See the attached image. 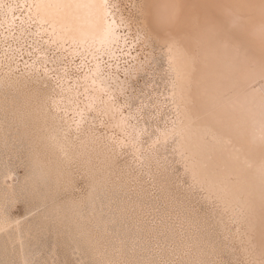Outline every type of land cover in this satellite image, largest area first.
Here are the masks:
<instances>
[{
	"label": "bare ground",
	"instance_id": "obj_1",
	"mask_svg": "<svg viewBox=\"0 0 264 264\" xmlns=\"http://www.w3.org/2000/svg\"><path fill=\"white\" fill-rule=\"evenodd\" d=\"M118 1L20 2V19L25 26L31 25L26 27L37 42L33 59L21 65L13 62L10 52L22 31L13 34L8 29L15 21L13 5L1 7L0 41L11 40L0 57V130L12 129V135L27 132L35 138L45 153L38 158L36 168L55 170L53 178L58 183L66 176L70 179L71 168L84 172L86 190L78 198L64 190L58 201L79 208L93 200L96 177H102L101 188L107 182H130L127 176L115 175L120 155L129 152L147 164L151 161L150 154L139 149L143 146L140 131L128 123L123 111L124 105L135 103L143 95L128 96L129 102L120 99L125 94L123 85L139 71L149 70L169 122L156 135L144 134L149 137L147 143L154 158L161 156L164 163L160 167L152 160V164L166 173L165 164L173 163L188 187L200 190L204 198L233 215L238 220L236 235L242 237L248 259L252 264H264V0H129L138 16L136 36L147 52L144 58L132 54L131 61L122 66V79L117 71L107 70L102 64L104 55L111 57L115 46L123 41L117 26L129 19ZM50 70L56 87L47 91L42 87L46 81H38L35 75H48ZM97 123L101 129L92 128ZM92 129L105 131L107 143H102L99 133ZM97 170L102 174L94 176ZM130 170L125 172L132 173ZM147 172L156 174L152 169ZM19 183V177L10 172L1 175L0 193L13 192ZM70 185L67 182L66 187ZM174 187V193L204 205L184 185H180V191H176L178 185ZM158 190L161 192V188ZM39 217L45 214L11 218L0 202V242L10 249L0 250L1 260L32 262L34 254L27 255L23 249L33 237L29 229ZM206 230L222 250L220 234L213 228ZM196 235L186 229L184 239L194 243L193 251L198 254L188 249L187 254H178L174 264L212 259L199 254ZM175 237L178 239V233ZM15 247L19 254L12 252ZM101 252L103 249L96 255ZM96 255L93 259L100 263ZM107 255L112 258L110 252L103 256Z\"/></svg>",
	"mask_w": 264,
	"mask_h": 264
},
{
	"label": "rangeland",
	"instance_id": "obj_2",
	"mask_svg": "<svg viewBox=\"0 0 264 264\" xmlns=\"http://www.w3.org/2000/svg\"><path fill=\"white\" fill-rule=\"evenodd\" d=\"M22 1L24 0H5L0 4V8L6 4L13 5L15 21L9 23L8 29L10 28L13 34L21 31L22 34L27 31L13 41L15 44L12 46L15 47L14 50L12 49L13 52L5 51L7 54L9 52L12 54L13 62L17 65L32 60L37 51L36 37L29 30L31 25L26 23L29 28L26 27L20 19L23 12V8L20 7ZM118 3L128 14L129 19L126 22L121 21L117 26L123 41L115 46L116 52L110 55L111 57L104 55L102 64L106 69L108 68L107 70L117 71L122 79L125 76L122 69L123 64L130 62L132 54L135 53L144 58L147 49L146 45L142 44L136 36L138 16L131 8L129 0H119ZM0 10L3 11L2 8ZM15 22L17 23L15 24ZM20 24L23 28L25 27L26 31L20 29ZM10 40L7 39V41ZM7 41H0V57L4 50L10 47ZM74 60L77 61L78 58L74 57ZM51 70L48 75L43 74L44 72L35 75L38 81L41 82L43 79L46 81L42 87L47 91L51 87H56L55 75ZM150 75L151 73L147 69L133 75L129 79L130 83L123 85L125 94L120 95L121 98L120 96L119 98L121 101L129 102L128 96H138L139 92L142 93V98L135 99V103L129 102V105H124L123 111L124 114L127 113L125 116L128 123L140 131L139 140L144 147L139 149L141 152L149 153L152 157L151 161L147 164L139 156L129 152L126 155H120L117 161L118 166L114 168L115 175L127 176L130 182L118 185L107 182L108 184L101 188L99 182L102 177H96L93 180L95 183L93 200L85 202L79 207L80 209L58 201L65 194L64 190H67L74 198H78L81 192L86 190L87 184L82 177L84 172L71 168L70 179L66 176L61 178L58 183L53 178L55 170L46 172L37 169L38 158L44 157L45 153L43 146L37 143L35 138H31L27 132L12 135L10 133L12 129L0 130V176L10 172L20 180L19 187L13 192L0 193L1 204L4 205L11 218L22 219L35 212H41V215L45 214L44 218L39 217L37 221L35 220L33 228L29 229L33 233V237L27 241L23 251L27 255L34 254L30 264H174L179 253L187 254L188 249L193 251L195 248L194 243L191 244V241L184 239L186 229L194 233L197 232L196 244L198 246L196 249H201L199 254L212 257L210 260H201L200 263L196 260L195 264H203V262H206L205 264H252L243 247L242 237L236 235L238 220H235L233 215L228 212L221 210L213 200L204 198L200 194V190L197 192L193 187H188V184L178 175L173 163L165 164L166 173L155 168L156 165L152 164V160H156L160 167L164 163L161 156L154 158L153 151L149 150L147 140L152 135H156L160 128H167L169 122L166 112L161 109L160 99L162 97L157 96L154 91ZM145 81H149L148 85ZM101 127L97 123L93 124L92 128L101 129ZM92 131L99 133L98 136L102 143H107L108 137L105 131L96 129H92ZM79 133H77L78 136H80ZM144 134H149V137ZM74 166L72 165V167ZM77 167L80 168L79 165ZM126 169H131L132 173L125 172ZM151 169L153 173H156L154 176L147 172ZM99 172L100 170H97L94 176ZM45 176L47 177L45 178ZM67 182L71 184L68 187H66ZM175 185H178L176 191L182 189L180 185H184V189H190L194 195L200 197V201H204L206 207L196 204L189 198L179 196L180 193H174ZM156 186L161 188V192ZM61 210L64 212L60 213ZM49 213L50 215H48ZM165 222L166 224H163ZM207 228H213L212 231L220 234L222 250L221 247L216 246L217 240L207 233ZM181 229L184 230L181 231ZM76 232H79V235H74ZM176 233H178V239L175 237ZM1 244L2 242H0V250L10 251L9 248H3ZM100 249H103V253L96 255ZM18 251V248L15 247L12 252L19 254ZM108 252L112 254V258L108 256L109 254L103 256ZM193 253L197 252L193 251ZM94 255H96V259L100 258V263L93 259ZM0 264L18 263L14 262L13 258L5 260L0 258Z\"/></svg>",
	"mask_w": 264,
	"mask_h": 264
}]
</instances>
